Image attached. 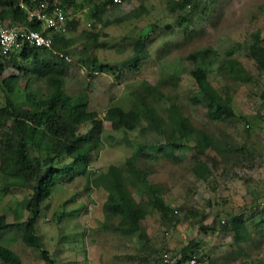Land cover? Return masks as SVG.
Listing matches in <instances>:
<instances>
[{
	"label": "rangeland",
	"instance_id": "obj_1",
	"mask_svg": "<svg viewBox=\"0 0 264 264\" xmlns=\"http://www.w3.org/2000/svg\"><path fill=\"white\" fill-rule=\"evenodd\" d=\"M73 4L66 6L69 28L55 46L67 59L39 52V62L50 61V69L41 73L31 58L0 59V107L9 99L29 108L27 96H45L56 80L70 106L101 121L98 138L81 162L67 154L53 160L58 174L33 219L38 248L20 237L23 221L32 216L24 176L0 169V214L10 224L0 231V244L20 264H159L162 251H177L192 240L198 242L194 264H264V67L249 53L256 36L264 46V0H190L179 9L169 0ZM3 16L18 25L29 23L21 12ZM199 49L206 52L187 57ZM93 56L106 69L89 70L83 60ZM195 68L228 102L230 112L220 119L209 118L206 102L196 98ZM147 85L155 92L145 90ZM141 99L159 117V131L144 117L132 129L112 128L104 118L112 106L142 115ZM169 107L188 119L192 132L168 137L174 131ZM11 122L5 119L3 127ZM91 126L89 119L79 122L75 134ZM199 132L214 147L198 150ZM34 138L38 145L27 146L28 156L41 162L52 151L38 133ZM110 165L120 169L122 185L145 209L136 230L127 215L103 206ZM128 168L142 170L148 187L129 183ZM154 191L168 210L148 203ZM234 215L245 224L243 241L226 227Z\"/></svg>",
	"mask_w": 264,
	"mask_h": 264
},
{
	"label": "trees",
	"instance_id": "obj_2",
	"mask_svg": "<svg viewBox=\"0 0 264 264\" xmlns=\"http://www.w3.org/2000/svg\"><path fill=\"white\" fill-rule=\"evenodd\" d=\"M73 1L74 0H61L62 4L65 6H74ZM169 1L172 4L171 8L179 9L188 4L190 0ZM0 3L8 5V8L0 11L1 16L9 11L11 14L21 12V10L16 7L12 8L7 0H0ZM70 22V20L67 21V30ZM29 25L37 28L35 23L29 22ZM92 35L93 40H95L96 35ZM62 36L63 35L55 36L53 38L54 48L56 44L63 39ZM254 40L255 41L250 45L249 53L255 58L259 67H264V46L258 44L257 36ZM136 41L137 44H135L134 51L138 52L140 38H137ZM42 51L51 53L50 50L42 47L28 46L23 47L17 53L0 56V59L8 58V60H15L13 56L16 54L26 60L31 58L32 62L37 65L39 73H41L44 72V70L50 69L49 60L42 62L38 61L37 55ZM205 52V49H199L190 52L187 54V57L189 59H195L197 54L201 55ZM83 63L86 64L89 70L97 71L106 69V66L104 64H99L94 56L89 59H84ZM16 66L19 68L20 64L17 62ZM0 70H2L1 62ZM60 70L61 68L58 69V71ZM191 75L199 89L196 98L201 95L202 100L206 102L207 116L209 118L220 119L224 114L230 112L228 102L225 96H222L223 92L221 91L220 93L206 80L205 73L202 69L195 68L191 70ZM16 78L17 76L13 75L9 80L11 83H14ZM10 82H6L9 89H11L9 85ZM58 83L59 82L55 80L52 89L43 97L33 98L27 96V101L30 103L29 108L16 107L9 99H7L4 106L0 107V169L4 173L20 172L24 176L25 187L30 191L26 208L29 209L32 216L26 217L23 221V230L20 237L26 245L36 248L39 247V244L34 232L33 219L38 213L39 203L48 195L49 189L54 184L55 177L58 174V170L53 166V160L61 154H67L72 156L75 162L83 161L87 151L96 143L101 128V121L93 119L94 114L92 112L85 113L83 110L79 109L78 106L69 105L67 97L60 89ZM145 90L155 92L152 85H147ZM141 104L144 110L142 115L132 109L123 111L119 107L112 106L105 110L104 118L110 122L112 128L123 127L125 129H132L139 119L144 117L156 131H159V117L156 112L143 99H141ZM58 107L62 109V113H58ZM169 110L170 115H168V117L174 127V131L170 132L168 137L177 136L181 138L193 131L192 126L185 116L173 107H169ZM9 117L12 118L11 126L3 127L5 119ZM87 119L91 120L92 126L85 134L76 135V124ZM37 133L40 139L43 137L42 139H44L47 147L52 151V154L45 157L41 162L36 158H30L27 152V146L29 144L37 147L39 139L34 138ZM170 143L176 146L174 141H170ZM195 143L198 150L214 147L212 141L201 132L197 134ZM196 163L201 168H204L205 173L208 172L204 162L197 160ZM119 172L120 169L117 166H109V173L107 176L110 190L103 206L111 214H118L120 216L127 215L130 229L136 230L138 228L139 219L145 214V209L132 198L126 187L122 185ZM127 172L129 183L140 185L144 188L148 187L145 174L142 170L128 168ZM200 175L202 176V174ZM202 177L204 178V175ZM155 193L157 192L154 191L153 194L149 196L148 203L151 205H158L164 210H168L163 201ZM221 223H224V220ZM226 223V227L234 232V239L236 241H243L247 238L245 224L239 216H231ZM9 226L10 224L5 222L4 215L0 214V231ZM197 250L198 242L191 240L177 250V252L182 254L185 258L194 255L195 263H197V261H199ZM41 254L45 261L50 260L45 250H41ZM0 261L5 264H20L18 256L12 250L1 244ZM159 264H162L160 260Z\"/></svg>",
	"mask_w": 264,
	"mask_h": 264
},
{
	"label": "built area",
	"instance_id": "obj_3",
	"mask_svg": "<svg viewBox=\"0 0 264 264\" xmlns=\"http://www.w3.org/2000/svg\"><path fill=\"white\" fill-rule=\"evenodd\" d=\"M10 6L21 10L24 18L35 23L18 25L0 15V56L19 52L23 47L36 46L65 57L53 47V38L67 32L68 15L61 0H7ZM120 2L121 0H113ZM8 8L0 3V11ZM223 222V220H221ZM162 264H194V255L188 258L177 251L164 250L159 254Z\"/></svg>",
	"mask_w": 264,
	"mask_h": 264
}]
</instances>
